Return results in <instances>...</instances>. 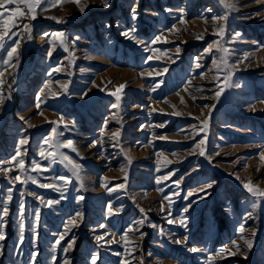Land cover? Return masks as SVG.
I'll list each match as a JSON object with an SVG mask.
<instances>
[{"label": "rangeland", "instance_id": "1", "mask_svg": "<svg viewBox=\"0 0 264 264\" xmlns=\"http://www.w3.org/2000/svg\"><path fill=\"white\" fill-rule=\"evenodd\" d=\"M81 2L89 3L83 14L71 2L47 12L38 10L37 19L31 22L33 45L26 53L19 75L9 76L11 68L5 72L4 79L11 84V89L5 85L4 93L7 95L10 91L11 99L0 108V120L4 119L0 129V163L14 154L20 139L27 138L26 164L30 166L36 161L49 169L29 174L40 183H55L63 190L39 188L31 182L14 186L8 217L10 229L2 242L0 264H63L65 254L59 249L53 251L55 234L63 232L64 225L77 212L83 213L79 227L72 229L71 235L61 242L62 248L72 235L76 237L73 249L67 253L70 264H91V257L96 253L99 254L96 264H121L127 256L126 247L134 250L132 264H139L141 259L144 264H264V200L253 208L256 198L241 183L251 179L264 188V160L260 159L264 152V0L259 3L237 0L239 11L229 15L222 43L230 49L229 64L236 65L232 84L240 86L226 87L218 100L215 93L218 84L223 86L225 73H217L213 61L220 53L215 49L211 54L205 51L218 39L213 32L219 24L213 27L212 22L213 16L224 12L218 0H111L108 9L103 8L100 0ZM134 5L139 14L135 21L130 17ZM257 12L260 15H256ZM52 16L67 22L47 18ZM181 19L186 23H181ZM131 27L137 29L135 36L144 44L121 35ZM174 28L179 32L171 31ZM59 31L68 37V51L58 45L49 57L51 45L44 34ZM237 32L241 36L233 42ZM21 35L25 39L21 41L19 63L29 41L25 33ZM198 35L203 39H197ZM76 36L80 39L73 43ZM157 36L162 39L153 44ZM146 46L167 55L149 60V56L159 53L146 50ZM3 55L0 53V57ZM245 55L249 59L241 63ZM196 58L202 67L196 68ZM57 67L62 71L49 76ZM156 72L163 75L157 76ZM48 81L52 82V92L58 95L53 96L44 89ZM64 83H68L66 93L61 89ZM120 84L126 85L121 106L113 109L115 97L109 93ZM42 89L45 95L37 109L36 96ZM8 103L11 109L3 116ZM252 105L255 111L249 110ZM151 108L156 111L151 112ZM175 111L182 115H172ZM117 112L120 123L113 118V113ZM61 117L68 127L63 123L59 125L58 131L63 132L60 139L73 140L79 155L69 149L61 151L82 165L83 188L81 181L59 159L52 163L39 156L40 148L47 147L43 138L57 127L53 122L60 121ZM206 119L207 130L195 135L193 126L198 131ZM161 124L165 126L157 127ZM117 129L122 133L118 146L113 147L114 142L106 134L102 146L90 147L103 131L110 134ZM162 135L168 139H159ZM205 136V155L201 156L196 144ZM157 153L163 156L158 158ZM164 157L172 163L167 164ZM170 173H174L170 179L156 183L157 177ZM16 174L13 171L9 175ZM59 175L69 177L70 183L65 186L63 181L56 180ZM175 181H179L178 186ZM209 183L212 187L206 193H197V189ZM120 184L125 187L117 188ZM10 186L0 173V198ZM109 188L115 190L108 191ZM30 192L44 197L45 201L60 202L47 207L29 195ZM189 192L193 195L189 196ZM81 195L85 199L78 201ZM164 196L170 197V207ZM21 201L26 206L22 245L18 244ZM162 201L164 212L160 211ZM109 204L113 210L119 208V213L109 215ZM36 211L39 212L38 224L33 217ZM181 218L185 219L186 228L179 223H167L168 219ZM140 220H144L143 226L137 223ZM100 224H106L107 229H101ZM241 224L245 227L244 236L251 238L252 232H256L247 259L242 253L235 257L217 256L219 250L231 246L233 240L247 251L240 239ZM130 227L140 229L129 233L134 245L126 246L123 241L98 243L95 239L97 235L111 232L119 241ZM140 232L146 234L142 239ZM185 238L186 243H174L176 239L184 241ZM106 239L111 240L112 236ZM191 247L200 251L190 252ZM33 253H36L34 260Z\"/></svg>", "mask_w": 264, "mask_h": 264}, {"label": "snow or ice", "instance_id": "2", "mask_svg": "<svg viewBox=\"0 0 264 264\" xmlns=\"http://www.w3.org/2000/svg\"><path fill=\"white\" fill-rule=\"evenodd\" d=\"M75 3L78 8L80 13H84L86 9L89 8V3H82L81 0H0V53H3V57H0V108H3L5 102L7 100L11 99V92L7 95L4 93V88L5 85L9 89H11V84L8 83L6 79H4L5 72L11 68L15 69L18 67L19 64V59H20V49H21V41L25 39L24 35H21V33L26 34L27 40L32 39V27H31V22L35 21L38 16V10L40 12H47L50 8H54L58 5H61L63 3ZM219 4L223 7L224 12L222 15L219 16H213L212 17V22H213V27H216L217 24H219V27L216 28V31L213 32V35L217 36L218 39L214 40L205 50L207 53L211 54L213 50L220 53V56L218 57L217 60L213 61V66L217 70V73L219 72H224V84L223 86H219L218 84V90L215 93V98L218 100L219 97L222 95L226 87H239V84L233 85L231 81V77L233 75V69L236 67V65H230L229 64V55H230V49L225 46L222 41L224 40L226 31H227V21L229 19V15L232 12L239 11V6L237 0H218ZM257 3H259V0H256ZM101 5L103 8L108 9L111 7V0H100ZM8 5H12L13 7L10 9L7 7ZM23 5L24 7H21ZM137 5H134L131 10H130V17L133 21L138 19V12L136 10ZM168 11H171V9H168ZM256 15H260L259 12L256 13ZM53 20H56L58 23H66L63 18L61 17H47ZM251 19V17H248ZM27 22H24V21ZM205 22L207 23V19H205ZM222 22V23H221ZM181 23H186L185 20L181 19ZM106 27H111V25H106ZM15 29V31H14ZM137 29L135 27H131L121 33L125 38L130 39V40H135L136 43L138 44H144V41L137 39L135 36ZM171 31L173 32H179V29H172ZM241 36V33L237 32L234 34L233 37V42L235 41V38H238ZM44 37L48 39V43L51 45L50 50L48 51L47 55L50 57L53 53V51L56 50L57 46L59 45L62 47L65 51H68V37L66 34L62 31L59 32H53V33H45ZM197 39H203L202 35H198L196 37ZM80 37L76 36L73 40V43H75V40H79ZM162 38L161 36L155 37V39L152 41L153 44L157 43L160 41ZM167 42V41H165ZM146 50L151 51L153 53H159V55H154V56H149L148 59H157L159 60L162 56H166L167 52H161L160 49H154V48H148L146 46ZM180 48H176V53L179 54ZM171 59V57H169ZM249 59L248 55H245L244 58L241 60V63H244ZM196 68L202 67V65L199 62V58H196ZM62 68L57 67L52 69L51 72L48 73L49 76L52 75V72H61ZM164 72H167V69H164ZM141 75H144L143 73ZM149 76H152L153 73H148ZM155 75H163V72H156ZM217 81H219V75L216 77ZM51 81H48L44 85V89H47L48 92L55 96L58 95L56 92H52L51 90ZM109 83H112L109 81ZM162 83V81H161ZM191 83V81L189 82ZM115 90L111 91L109 94L113 97H115V102L112 103L111 107L113 109H119L121 106V101L122 97L124 95V89L126 88L125 84H120L118 86H114ZM61 89L63 92L68 91V83L61 84ZM152 91H155V87H153ZM187 91V89H185ZM45 95V91L42 89L39 94L36 96V108L39 109L41 107V97ZM181 103H184L183 98H181ZM175 107V106H173ZM206 107H211L214 108L215 105L207 106ZM250 111H255V105H252L249 108ZM151 112H155V108L150 109ZM40 115H43L41 112ZM174 116H180L182 115L181 112L175 111L172 113ZM22 120L24 117H20ZM113 118L117 120L118 123H120V118L119 114L113 113ZM57 124V127H53L50 131V133L43 138V144L46 145L47 147H41L39 151V156L42 157L45 160H50L52 163H55L57 159L72 172V175L75 176L77 179L81 181L80 187H84L83 183V178L81 177V171H82V165L77 163L76 160H74L71 156L66 154L65 152L61 151V149H69L73 153H77L79 155V150L75 146V142L71 139L68 140H61L60 137L63 135V132L58 131V127L61 123H63L64 127L67 128L68 124L67 122L63 121V117H61V120L58 122H53ZM203 125L198 131L196 130L195 126H193L194 133L195 135H198L200 132H204L208 128V120H204L201 122ZM165 125L161 124L158 125L157 127L163 128ZM122 127V125H121ZM107 126L105 125V129ZM109 136V139L113 141V147H116L120 143L121 139V130L117 129L116 131L111 132L108 134L106 131H103L100 135L99 140H94L91 142L90 147H97V145L102 146L104 143V137L105 135ZM194 138V136H193ZM159 139L162 140H167L168 137L166 135H162L159 137ZM206 140L207 137L205 136L203 139H201L197 144H196V149L199 150V155L204 156L205 155V145H206ZM29 143L27 138H22L18 141V146L15 148L14 154L11 155L9 159L4 160L2 163H0V173H2L5 177L6 180H8L9 184L11 185L7 191L6 195L2 198H0V254L3 253L4 245L3 241L7 239V233L8 230L10 229V224L8 217L10 215V203L13 201V191H14V186L19 183L20 185L24 186L27 185L29 182H31L34 185H38L39 188H44V189H54L56 191H62V187L58 184L55 183H40L37 178L33 175H30L29 172H45L48 171L49 169L46 167H43L40 163L36 161H32L31 165L28 166L26 164V161L24 159V155L26 154V146ZM22 149H24L22 151ZM173 155H178L176 153H173ZM158 158L163 156L162 153H157ZM260 159L264 160V152L260 154ZM129 163H131V157H128ZM164 161L167 164L172 163L171 160H168L167 157H164ZM157 163H160V160H157ZM3 165H7V167H4ZM159 171V168L157 169ZM258 170V169H257ZM13 171H16L18 174L14 176H10L9 174L12 173ZM121 171H125L122 169ZM171 175H174V173H170L169 175H165L162 177H157L156 183L160 184L165 180H168L171 178ZM238 180L240 179L239 176L236 177ZM56 180H60L64 182V185L66 186L68 183H70V178L67 176L59 175L55 177ZM106 179V178H105ZM125 182L127 180V173L125 172ZM174 183L179 185V181H175ZM243 184V187L253 196L256 198V201L253 203V208L259 207V201L264 200V188H260L257 184H254L251 179H248L246 182L241 181ZM107 188V184L104 185ZM117 188H124V184H120L116 186ZM212 184L209 183L205 187L197 189V193H206L208 188H211ZM115 189L109 188L108 191H114ZM161 192L163 189H159ZM31 196H34L36 199H38L41 204H44L47 207H52L54 204H58L60 201L59 200H48L45 201L44 197L38 195L35 192H30L28 193ZM21 196L24 195V192L20 193ZM189 196L193 195L192 192L188 193ZM203 199L204 197H200ZM78 201H83L85 197L83 195L79 196ZM164 200L169 202V207L171 206V199L168 196H164ZM108 214L109 215H114L118 214L120 209L117 208L113 210L112 205L109 204L107 206ZM166 209L163 205V201L161 202V208L160 211L164 212ZM26 211V206L23 201L20 203L19 211H18V216L20 217V222H19V240L18 244H23L24 243V231H25V225L23 222V217L25 215ZM142 213L145 212L143 208L140 209ZM185 212L188 211V208L186 207L184 209ZM171 213L169 212V216ZM249 218L251 217L252 213L250 212ZM34 217V223L38 224L39 223V212L36 211L33 213ZM83 219V213L77 212L74 217L70 218L67 223L64 225V231L58 234H55L57 236L55 240V245L53 247V251L55 252L56 250H61L65 254V259L63 261V264H70V260L67 258V253L73 249L75 243H76V237L74 235L71 236V239L67 240V243L65 246L61 248V242L65 241L67 237H69L72 233V229L79 227L80 221ZM145 219H147V214L145 213ZM140 226H143L144 220H140L137 222ZM168 224H175L179 223L180 225L184 226L185 228L187 227L185 219L181 218L179 220H174V219H168L167 220ZM152 227H156V225H151ZM99 227L101 229H107L106 224H100ZM35 231V229H34ZM140 229L139 227L136 228H129L121 237L120 240L117 241L115 240V236L111 232H107L102 235H97L95 237L96 241L98 243H120L121 241L124 242L126 246L129 245H134L135 241H132L129 238V233L133 232H139ZM239 232L241 233L240 239L243 240L244 242V247L247 251H244L240 244L237 243V241L233 240L231 241V246H225L222 247L219 252L217 253V256L221 258H225L227 256L235 257L238 254H243V258L247 259L248 252H250L254 246V239L256 236V232L253 231L251 238H248L243 235L245 232V227L243 224L240 225ZM161 233H163V229H161ZM146 235L143 232H140V238L142 239L143 236ZM38 238V233L36 234ZM106 236H112L111 240H107ZM187 238H185L184 241H181L180 239H176L174 243L176 244H182L186 243ZM234 249V250H233ZM190 252L196 253L200 251V249L196 247H191L188 249ZM127 256L121 261V264H132V259H135L134 257V250L131 248H127ZM36 253H33V260L35 259ZM116 255L121 256L124 255L122 253H116ZM99 259V254H93L91 257V264H96V261ZM53 261H55V256L53 257ZM139 264H144V261L141 259L139 261Z\"/></svg>", "mask_w": 264, "mask_h": 264}, {"label": "bare ground", "instance_id": "3", "mask_svg": "<svg viewBox=\"0 0 264 264\" xmlns=\"http://www.w3.org/2000/svg\"><path fill=\"white\" fill-rule=\"evenodd\" d=\"M200 24H201V23H200ZM195 25H196V24H195ZM32 45H33L32 40H29V41L26 43V45H25V47H24V49H23V56H26V53H27L28 49H29ZM19 68H20V63L18 64V67H17V68L13 69V70L9 73V76H12V75H19V73H20ZM10 109H11V103H8V104L6 105V108L3 110L2 115H3V114H6ZM3 116H4V115H3ZM3 120H4V119H1V120H0V129H1L2 125H3Z\"/></svg>", "mask_w": 264, "mask_h": 264}, {"label": "water", "instance_id": "4", "mask_svg": "<svg viewBox=\"0 0 264 264\" xmlns=\"http://www.w3.org/2000/svg\"><path fill=\"white\" fill-rule=\"evenodd\" d=\"M24 59H25V56L21 59L20 61V68L19 70L21 71L22 67H23V64H24Z\"/></svg>", "mask_w": 264, "mask_h": 264}]
</instances>
